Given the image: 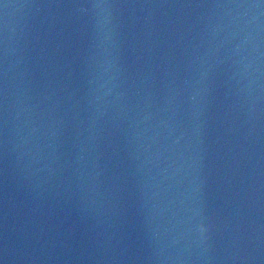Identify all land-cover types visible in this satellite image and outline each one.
Instances as JSON below:
<instances>
[{
    "label": "water",
    "instance_id": "obj_1",
    "mask_svg": "<svg viewBox=\"0 0 264 264\" xmlns=\"http://www.w3.org/2000/svg\"><path fill=\"white\" fill-rule=\"evenodd\" d=\"M0 264H264V0H0Z\"/></svg>",
    "mask_w": 264,
    "mask_h": 264
}]
</instances>
